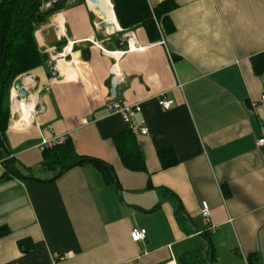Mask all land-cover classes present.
Returning <instances> with one entry per match:
<instances>
[{"label": "crops", "instance_id": "0c3cea01", "mask_svg": "<svg viewBox=\"0 0 264 264\" xmlns=\"http://www.w3.org/2000/svg\"><path fill=\"white\" fill-rule=\"evenodd\" d=\"M108 1L106 14L89 0L42 3L61 7L34 32L46 62L28 72L29 96L10 90L6 138L19 175L0 163V264H264V73L251 67L264 54V0H171L154 41L142 24L122 29ZM19 99L33 110H16ZM109 99L141 107L134 118L147 133L130 132L144 171L121 162L113 138L128 125ZM47 125L77 154L108 162L120 194L89 163L45 167ZM164 150L176 160L167 168ZM134 227L145 240H131ZM196 231L211 238L206 259Z\"/></svg>", "mask_w": 264, "mask_h": 264}, {"label": "trees", "instance_id": "16d2710c", "mask_svg": "<svg viewBox=\"0 0 264 264\" xmlns=\"http://www.w3.org/2000/svg\"><path fill=\"white\" fill-rule=\"evenodd\" d=\"M44 1L46 0H0V160H2L5 171L13 175H19V173L15 168V160L11 156V151L7 147L6 130L10 118L9 95L17 77L27 74L46 62V54L39 48L34 32L61 5L55 2L52 7L43 10L41 6ZM110 1L122 29L142 24L149 39L153 41L159 37V22L156 21L167 18V14L175 6L171 0L162 1L153 9L149 7L147 0ZM251 67L255 74H263L264 54L253 57ZM113 141L121 162L127 169L145 170V159L141 146L129 129L115 135ZM169 151V155L165 153V150L160 153L163 168L176 163L172 151ZM42 152L45 155L43 165L55 170L56 174L62 173L75 162L89 163L99 171L106 184L115 186L117 183L114 170L108 162L90 155L77 154L70 138H65L57 145L43 149ZM149 186L151 184L148 182ZM177 211L184 214L181 207ZM4 233V229H0V236ZM203 235L208 243V252H210L209 233L204 231Z\"/></svg>", "mask_w": 264, "mask_h": 264}, {"label": "built area", "instance_id": "2783aa9c", "mask_svg": "<svg viewBox=\"0 0 264 264\" xmlns=\"http://www.w3.org/2000/svg\"><path fill=\"white\" fill-rule=\"evenodd\" d=\"M52 1H56V0H52ZM46 5H49V4H46ZM26 77L30 78V76H25V77H23L22 82H23L24 78H26ZM14 98H17V97H14ZM25 98H27V97H25ZM259 101L264 103V93L261 94ZM172 103H173V101L171 99H168L165 97V93H160L158 95V104L162 108L168 109L171 107ZM106 107L108 108V110L110 112L120 114L122 119L127 123L128 129L131 132L139 133V134H146L147 133L146 128L142 125H139L134 118L136 116V114L139 113L141 110V107L138 103L128 104V103L120 102V101L115 100V99H109L106 102ZM91 120H92V118L89 116L84 117L82 119V124H87ZM39 130H40V141L38 143V147L41 150L46 149V148H51L52 146L57 145L58 143L63 141L62 136H58V135L53 134V129H52L51 125H47L44 128H39ZM46 132H49L50 135H47ZM256 146L258 148L264 149V137H260L257 139ZM0 163H2V160H0ZM200 207H201L200 215L204 219H206V221H207L209 216H210V209H209L208 203L206 201H202ZM210 230L214 231V229L212 227L210 228ZM130 238L134 242H140V241L145 240L146 229L142 228V227L132 228L130 231ZM71 256H72V253L68 252V253L61 255L59 258H61V259L64 257L69 258ZM134 264H141L140 256L137 257Z\"/></svg>", "mask_w": 264, "mask_h": 264}, {"label": "water", "instance_id": "95a60500", "mask_svg": "<svg viewBox=\"0 0 264 264\" xmlns=\"http://www.w3.org/2000/svg\"><path fill=\"white\" fill-rule=\"evenodd\" d=\"M89 1L92 2V3H95L96 6H97V8L102 13L105 14L104 9H103V6H102L100 0H89ZM13 88L17 91L18 96H20L22 98H25V97L29 96V92H28L26 86L24 85V83L22 81L16 79L14 81V83H13ZM76 164H78V162H75V163L69 165V167L72 166V165H76ZM115 189L117 190L118 193H120L119 188H118V186L116 184H115ZM196 232L204 240L205 249H204V253H203V258L206 259V254H207V251H208V243H207V240H206L205 236L203 235V233L198 232V231H196Z\"/></svg>", "mask_w": 264, "mask_h": 264}, {"label": "bare ground", "instance_id": "6f19581e", "mask_svg": "<svg viewBox=\"0 0 264 264\" xmlns=\"http://www.w3.org/2000/svg\"><path fill=\"white\" fill-rule=\"evenodd\" d=\"M100 2L102 4V6H103V9L110 10V4H109V1L108 0H101ZM92 5L93 6H96L95 3H92ZM104 12H105V10H104ZM105 14H106V12H105ZM23 83L25 85H28L30 83V79L29 78H25L23 80ZM34 104L35 103H33L31 101H28L27 99H23V100H20L19 99V100H15L14 101V108L16 110H19L21 113L23 112V113H26L27 114L28 112H31V110H33Z\"/></svg>", "mask_w": 264, "mask_h": 264}, {"label": "rangeland", "instance_id": "374dc122", "mask_svg": "<svg viewBox=\"0 0 264 264\" xmlns=\"http://www.w3.org/2000/svg\"><path fill=\"white\" fill-rule=\"evenodd\" d=\"M20 76H30V74H29V73H27V74H23V75H20ZM22 79H23L22 77H21V78H18V77H17V80H20V81H22ZM118 194H120V193H118Z\"/></svg>", "mask_w": 264, "mask_h": 264}]
</instances>
